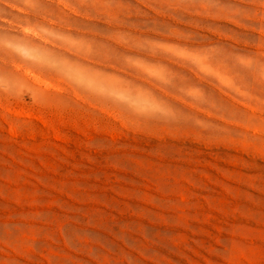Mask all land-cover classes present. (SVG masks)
Masks as SVG:
<instances>
[{
  "label": "rangeland",
  "instance_id": "374dc122",
  "mask_svg": "<svg viewBox=\"0 0 264 264\" xmlns=\"http://www.w3.org/2000/svg\"><path fill=\"white\" fill-rule=\"evenodd\" d=\"M0 264H264V0H0Z\"/></svg>",
  "mask_w": 264,
  "mask_h": 264
}]
</instances>
